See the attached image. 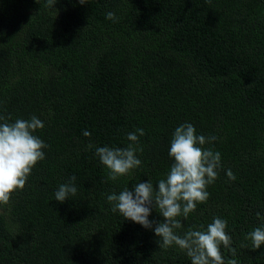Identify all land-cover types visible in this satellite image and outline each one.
Segmentation results:
<instances>
[{"label": "trees", "instance_id": "16d2710c", "mask_svg": "<svg viewBox=\"0 0 264 264\" xmlns=\"http://www.w3.org/2000/svg\"><path fill=\"white\" fill-rule=\"evenodd\" d=\"M0 115H35L48 145L0 205V264H191L107 201L138 182L157 187L183 123L218 138L205 147L222 167L177 234L226 219L225 264H264V244L245 238L264 225V0H0ZM138 128L141 166L109 180L86 145L124 148ZM71 176L77 194L57 202ZM149 220L163 217L153 208Z\"/></svg>", "mask_w": 264, "mask_h": 264}, {"label": "clouds", "instance_id": "9594fccd", "mask_svg": "<svg viewBox=\"0 0 264 264\" xmlns=\"http://www.w3.org/2000/svg\"><path fill=\"white\" fill-rule=\"evenodd\" d=\"M84 4V0H79ZM56 0H47L50 8ZM106 19L117 22L113 12L106 13ZM250 85V84H249ZM11 116L0 115V205H7L11 195L25 187L32 168L45 159L43 149L48 145L34 133L44 128V123L33 115L30 119H16ZM144 129L138 128L127 134L130 142L127 147H98L89 142L86 149L95 148V155L108 170V179L116 181L119 177L128 175L132 170L141 166L137 152L139 137L143 136ZM85 137H90L87 130ZM218 138L197 134L195 127L190 123H183L175 128L168 151L173 160L169 171L156 183L138 182L129 190L125 187L118 194L113 192L107 196L112 205V212H119L124 219L140 224L145 229H153L159 238L158 243L167 249L173 245L184 251L190 258L191 264H225L221 253V246L231 249L232 237L227 233V220L213 217L212 222L204 225L192 226L181 236L177 234L183 224L178 217L187 219L190 213L195 212L197 205L207 202L210 193L207 187L213 184L221 169V153L211 145ZM229 180L236 176L231 169L226 171ZM76 177H69L68 182L59 185L55 192V200L63 203L70 196L78 192L75 184ZM155 208L163 217V222L149 220L152 209ZM258 217L260 213L256 214ZM254 249L264 244V225L255 227L247 234ZM229 264H236L235 260Z\"/></svg>", "mask_w": 264, "mask_h": 264}]
</instances>
